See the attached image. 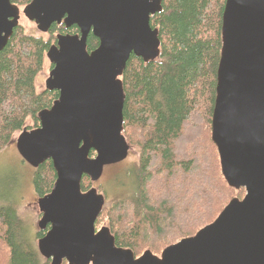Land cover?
Returning a JSON list of instances; mask_svg holds the SVG:
<instances>
[{
  "label": "water",
  "instance_id": "95a60500",
  "mask_svg": "<svg viewBox=\"0 0 264 264\" xmlns=\"http://www.w3.org/2000/svg\"><path fill=\"white\" fill-rule=\"evenodd\" d=\"M161 2L31 0L20 10L0 0V51L21 13L41 33L54 23L79 31L57 35L48 48L53 67L45 89L58 97L37 114L38 127L13 140L29 166L50 160L55 171L51 191L36 201L37 227L45 231L36 246L50 264H264V0H225L221 17L211 141L223 179L244 189L242 199L232 198L211 223L160 255L145 250L135 257L115 245L107 226L95 228L105 197L95 187L82 192V176L94 183L104 167L127 158L120 77L130 55L158 57L149 18ZM89 33L98 39L90 52Z\"/></svg>",
  "mask_w": 264,
  "mask_h": 264
},
{
  "label": "trees",
  "instance_id": "16d2710c",
  "mask_svg": "<svg viewBox=\"0 0 264 264\" xmlns=\"http://www.w3.org/2000/svg\"><path fill=\"white\" fill-rule=\"evenodd\" d=\"M30 1L10 0L19 9ZM224 3L162 0L161 11L149 18L158 30V57L144 62L130 55L120 77L122 135L139 156L122 174L130 179L129 193L110 207L104 204L95 228L106 220L115 245L135 257L145 250L158 255L194 235L232 198L244 196L242 188L232 189L223 179L210 135ZM78 33L76 26L63 23L52 24L46 37L28 34L19 24L13 29L0 51V151L13 143L15 134L38 127L37 114L58 97L56 91L37 92L35 78L56 36ZM97 46L98 39L89 33L86 50ZM54 181L50 160L33 168L38 198L51 191ZM91 185L83 175L82 192ZM1 199L0 264H48L34 246V238L44 232L32 236L16 204Z\"/></svg>",
  "mask_w": 264,
  "mask_h": 264
},
{
  "label": "rangeland",
  "instance_id": "374dc122",
  "mask_svg": "<svg viewBox=\"0 0 264 264\" xmlns=\"http://www.w3.org/2000/svg\"><path fill=\"white\" fill-rule=\"evenodd\" d=\"M19 25L22 26L24 31L28 34L35 36L43 35L46 37V33L39 32L35 24L25 18L22 13L19 18ZM49 65L50 63L45 57L43 68L35 78L37 92L47 90L45 89V81L49 74ZM27 124L31 125L30 121L27 122ZM17 135L18 133L14 135L13 140ZM138 154L137 147L131 146L125 160L118 164L104 167L101 177L94 183L91 182V187H95L98 193L100 192L104 195L105 204L108 207L112 206L114 202L129 193V190L131 189L130 179L124 177L122 174L136 163L139 156ZM32 173L33 168L22 160L15 148L14 142L0 151V200L3 198L6 199L5 201H10L16 204L19 217H21L29 226V233L34 236L35 232L39 230L37 222L39 221L41 214L36 206L38 196L32 185ZM106 224L107 222L105 220L101 225H98L97 229L102 226H107ZM37 240V238H34V246L36 248ZM48 264H50L49 260Z\"/></svg>",
  "mask_w": 264,
  "mask_h": 264
},
{
  "label": "flooded vegetation",
  "instance_id": "af4514ba",
  "mask_svg": "<svg viewBox=\"0 0 264 264\" xmlns=\"http://www.w3.org/2000/svg\"><path fill=\"white\" fill-rule=\"evenodd\" d=\"M52 67H53V65L50 63V65H49V71L51 70ZM53 91H55V90H53ZM56 92H58V91H56Z\"/></svg>",
  "mask_w": 264,
  "mask_h": 264
}]
</instances>
